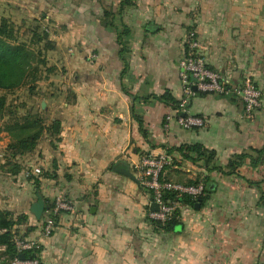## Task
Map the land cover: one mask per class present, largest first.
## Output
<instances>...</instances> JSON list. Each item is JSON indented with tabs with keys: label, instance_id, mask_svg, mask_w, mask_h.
<instances>
[{
	"label": "crops",
	"instance_id": "obj_1",
	"mask_svg": "<svg viewBox=\"0 0 264 264\" xmlns=\"http://www.w3.org/2000/svg\"><path fill=\"white\" fill-rule=\"evenodd\" d=\"M109 1L119 17L104 23V7L92 0L72 3L67 15L52 11L56 49L48 59L58 71L25 99V112L60 130H45L34 152L16 158L18 173L0 165V213L26 217L12 232L40 243L42 264H264V156L255 168L248 161L223 175L177 150L200 144L225 172L236 155L260 157L264 109L249 117L232 93L193 87L186 96L179 63L194 31L208 67L228 87L249 80L264 92V0H132L121 14V0ZM165 93L186 99L184 115L203 118L204 127H181L175 109L158 99ZM162 153L173 159L170 181L205 187L199 209L175 204L174 232L154 227L152 194L123 173L136 178L143 156ZM40 199L38 220L32 209ZM58 199L73 210L54 216ZM49 217L55 227L46 235ZM6 250L0 244V264Z\"/></svg>",
	"mask_w": 264,
	"mask_h": 264
},
{
	"label": "trees",
	"instance_id": "obj_2",
	"mask_svg": "<svg viewBox=\"0 0 264 264\" xmlns=\"http://www.w3.org/2000/svg\"><path fill=\"white\" fill-rule=\"evenodd\" d=\"M131 2L132 0H121L120 14L126 6L131 5ZM106 15V17H108L110 14L106 13ZM55 49L56 43L50 38L49 34L45 32L41 33L38 29H34L29 42L20 41L19 28L16 24L6 17L0 19V120L9 116L7 113L8 109L6 108L7 94L14 93L16 90L27 86L32 95L35 91L34 88L37 89L36 84L42 79L45 80L48 78L42 76L43 70L40 66L45 68L44 72L49 75H53L57 72L56 67H48V61L46 59V54ZM158 99L167 101L175 110L178 109L181 104L171 97L169 93H165ZM24 107L26 108L23 104L22 108ZM23 116L24 117L20 119H16L13 123H7L5 126V131H8L13 138V142L9 145V149L12 151L15 160L17 157L34 152L45 130L48 129L57 134L60 130L59 123H54L52 126L46 127L44 119L41 118L38 112L34 113L28 110ZM177 150L186 160L192 163L203 161L207 170H219L223 175L235 174V172L248 161L251 163L252 167L255 168L260 165L261 158L264 156V149L257 151V154L260 156L258 159L246 154L236 155L235 159L231 161L228 166L229 171L225 172L222 168L213 164L216 157L215 151H209L200 144L182 146ZM211 164H213V167L210 168ZM11 166L12 170H9L13 173H18L20 171V165L18 163H14V165ZM165 199L173 203H189L195 206L198 201L204 203L206 197L202 195L197 199H192L189 196L179 197L176 193H167ZM8 216L9 213H0V230H6L4 233L0 234V244L7 247L8 260H10L16 256V250L12 242L14 235L12 229L16 225L23 224V222L26 221V217L20 216L17 221H14L9 219ZM178 217L179 213L175 211L172 220L165 224L154 219L150 222L158 230L174 232L180 227ZM31 257H33L31 254L26 253V258ZM7 264H10L9 261H7Z\"/></svg>",
	"mask_w": 264,
	"mask_h": 264
},
{
	"label": "built area",
	"instance_id": "obj_3",
	"mask_svg": "<svg viewBox=\"0 0 264 264\" xmlns=\"http://www.w3.org/2000/svg\"><path fill=\"white\" fill-rule=\"evenodd\" d=\"M201 41L196 32H190L185 46L184 57L179 63L180 78L184 86L186 96L193 95V87L197 91L207 94L228 95L234 94L244 104L247 116H252L255 112L264 109V92L258 88L253 82L247 80L239 87H228L223 76L210 69L202 56ZM187 100H183L180 107L175 110L178 124L184 129L191 130L202 128L205 121L201 117L184 115ZM173 115L166 117L167 121L172 120ZM173 165V159L168 153H162L157 156L145 155L141 161L135 165L136 179L139 185L152 194L153 203L159 207L157 212H153L151 217L165 224L172 220L176 211L175 204L167 199V193H176L180 196H189L197 199L204 195L205 187L203 184L185 185L174 183L166 176V170ZM41 171L35 170L36 174ZM73 204L67 199H58L53 208V215L61 211H72ZM55 227V219L49 217L44 224V232L50 235ZM13 245L16 250V256L8 260L10 264H42L40 243L34 239L25 237L24 235L14 232L12 238ZM26 253L33 257L26 258ZM24 255V259L20 255Z\"/></svg>",
	"mask_w": 264,
	"mask_h": 264
},
{
	"label": "rangeland",
	"instance_id": "obj_4",
	"mask_svg": "<svg viewBox=\"0 0 264 264\" xmlns=\"http://www.w3.org/2000/svg\"><path fill=\"white\" fill-rule=\"evenodd\" d=\"M0 2V19L2 17L8 16L7 18L13 21L19 28V40L29 42L34 29H38L41 33H47L50 38L54 37V27L51 25L52 21V11L60 12L62 15H67L72 3H78L82 0H1ZM96 3L94 8L98 9L101 5L102 12L99 16L103 19V23L108 20H115V17H119V12L114 8L115 1L109 0H92ZM110 8H105L106 6ZM59 5H62L59 9ZM106 13H109L106 17ZM110 23V22H109ZM54 29V30H53ZM48 31V32H47ZM48 54H46V59L48 61V67H56V65L51 64L48 59ZM51 59V58H50ZM43 70V77H49L52 75L47 74L45 68ZM57 71L58 68L56 67ZM56 74V73H55ZM53 74V75H55ZM44 79L39 81L34 88V93H39L42 91ZM42 86H41V85ZM40 89V90H38ZM32 94V95H33ZM31 93L27 86L16 90L14 93L7 94L6 108L8 117L0 120V165L4 170H12L15 158L12 151L9 149V145L13 142V138L8 131H5V126L7 123H13L16 119L24 117L25 107L22 108L24 104L27 106L25 99H29ZM57 95V94H56ZM70 99V96H68ZM33 109V107H32ZM33 111V110H32ZM36 113L37 111H33ZM39 114V113H38ZM40 115V114H39ZM3 162V164H1Z\"/></svg>",
	"mask_w": 264,
	"mask_h": 264
},
{
	"label": "water",
	"instance_id": "obj_5",
	"mask_svg": "<svg viewBox=\"0 0 264 264\" xmlns=\"http://www.w3.org/2000/svg\"><path fill=\"white\" fill-rule=\"evenodd\" d=\"M194 91H197L196 87H194ZM123 173H124L125 175H127L128 177H130L131 179H133V180H137V179L135 178V176H133V175L130 173L129 169L126 168V169L123 171ZM200 206H201V202L198 201V202L196 203L195 207H196V209H199ZM151 210H152L153 212H157V211L159 210L158 205H157L156 203H153L152 206H151ZM44 211H45V205H44L43 200L40 199L36 204H34L33 209H32V212H33V214L35 215V217H36L38 220H41ZM20 257H21L22 259H24V255H23V254L20 255Z\"/></svg>",
	"mask_w": 264,
	"mask_h": 264
}]
</instances>
